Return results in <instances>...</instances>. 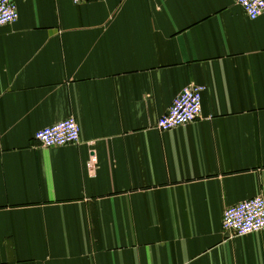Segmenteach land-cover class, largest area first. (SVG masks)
Segmentation results:
<instances>
[{"label":"crops","instance_id":"crops-1","mask_svg":"<svg viewBox=\"0 0 264 264\" xmlns=\"http://www.w3.org/2000/svg\"><path fill=\"white\" fill-rule=\"evenodd\" d=\"M0 27V264H264V12L239 0H14ZM190 83L202 116L158 120ZM75 117L81 140L35 134Z\"/></svg>","mask_w":264,"mask_h":264},{"label":"built area","instance_id":"built-area-1","mask_svg":"<svg viewBox=\"0 0 264 264\" xmlns=\"http://www.w3.org/2000/svg\"><path fill=\"white\" fill-rule=\"evenodd\" d=\"M91 0H73L80 4ZM240 6L251 19L264 12V0H239ZM19 9L14 0H0V27L15 23ZM207 87L196 83L187 85L173 100L168 112L158 120L157 127L170 130L194 122L202 116L203 95ZM35 138L46 147L78 143L81 126L75 117L40 129ZM223 230L232 236H243L264 230V196L258 195L228 207L223 215Z\"/></svg>","mask_w":264,"mask_h":264}]
</instances>
